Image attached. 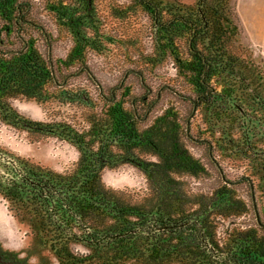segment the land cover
Segmentation results:
<instances>
[{"label": "trees", "instance_id": "1", "mask_svg": "<svg viewBox=\"0 0 264 264\" xmlns=\"http://www.w3.org/2000/svg\"><path fill=\"white\" fill-rule=\"evenodd\" d=\"M42 2L68 39L51 38L34 21L28 0H0V122L35 142L65 143L77 160L57 172L0 147V196L9 210L58 264H264V220L254 207L252 180H228L211 141L192 137L190 127L187 134L189 117L184 124L170 107L151 118L156 98L148 100L142 71L124 72L104 91L88 65L90 55L119 46L148 67H170L191 93L189 116L195 107L205 111L211 136L219 133L231 150L241 141L242 155L262 161L264 148L255 138L264 142V59L256 63L235 0ZM29 31L42 37L23 36ZM64 41L68 54L56 55L55 44ZM132 74L143 94L125 90ZM79 79L84 87H69ZM19 98L75 106L83 110V124L28 120L10 103ZM191 142L206 145L207 163L190 153ZM121 166L143 175L140 196L102 181L103 171ZM204 182L215 188L191 191V183ZM244 183L252 206L236 194ZM15 261L0 245V264Z\"/></svg>", "mask_w": 264, "mask_h": 264}, {"label": "rangeland", "instance_id": "2", "mask_svg": "<svg viewBox=\"0 0 264 264\" xmlns=\"http://www.w3.org/2000/svg\"><path fill=\"white\" fill-rule=\"evenodd\" d=\"M28 1L32 6L34 21L41 23L46 32L51 35V38L68 39L66 35L57 32L52 18H50L43 7L44 3L42 0ZM182 1L186 4H191L193 2V0ZM142 21L144 23L146 22L144 18H142ZM112 31H116V29H112ZM0 35H5V33H1ZM23 36L42 37L37 31H29V35ZM70 46V43H66V41L60 42L58 47L55 44L56 55L64 56L68 54ZM251 49L257 59L256 63L260 64L259 60H261V57L259 58L260 55L258 50L253 47ZM111 50V53H106L109 55H90L88 59V65L92 68L95 77L104 91L115 87L124 76V72L128 70L142 71L146 88L150 89L149 91L151 92L148 100H155L157 93L160 95L159 103L153 109L152 114H150L151 118L160 116L166 108L171 107L174 108L180 118H184V124L187 122L192 108V104L190 101L188 102L187 98L191 93L185 83L175 81L173 76L174 72L170 67H162L160 69L151 68L145 65L141 59L139 60L136 56H131L128 52V56H126L124 49L119 48V46ZM147 50H149V44H145L144 51ZM70 71L72 70L63 72L70 73ZM139 82L140 81H138V78L135 77L134 74L127 78L125 90H128L130 96L144 93L142 92ZM84 85H86V82L83 79L69 81V87L78 88L84 87ZM174 85H178L180 88L179 91L174 90ZM167 88H170V90L167 91ZM121 90L116 93L118 98L120 94H122ZM173 90L175 92H172ZM10 103L20 115L31 121L66 120L73 123L76 127H81L83 124V122H81L83 110L75 106H72V109L69 108V110L67 108L68 105L65 104V108L68 109L66 110L53 104L45 106L38 105L35 102L26 101V99L23 98L13 100ZM44 108L46 109L44 110ZM207 117L208 115L205 111L195 112L189 124L191 136L197 139L200 138L211 141L214 161L219 164L226 173L225 177L228 180L235 181L241 177H248L252 180L257 207L256 211L264 220V163L262 162L264 159H260L262 161H259L256 156H253L254 159L252 161L251 156L242 155L241 141L237 142L238 148L231 150V148L225 144V140L219 133L212 134L211 136L209 134V122ZM184 124L183 127L185 128ZM146 125L148 124L146 123ZM259 138L260 139L255 138V140L264 148V142H259L262 139L260 136ZM0 147L6 148L14 154L20 155L35 163H39L43 167L54 169L57 172L70 169L77 160V153L71 146L55 139L35 142L32 138L28 137L24 131L12 128L1 122ZM188 148L194 158L206 162L208 151L206 145H196L191 142V144H188ZM211 174H209L208 178ZM102 181L107 187L133 193L137 196H140L146 189L143 175L139 170L130 166H121L114 170L103 171ZM189 187L194 193L200 191L196 189H205L209 191L215 188V183L204 182L201 185H193L191 183ZM235 189L237 191L236 194L246 202V195L248 194L249 196L250 192V188H248L247 184L244 183L239 187L237 186ZM248 202L252 206L251 201L248 200L247 203ZM9 207L6 200L0 196V245L6 253L15 256L16 261L13 264H58L52 251H50L47 246L44 247L38 243L35 233H32L28 226L22 223V221L9 210Z\"/></svg>", "mask_w": 264, "mask_h": 264}, {"label": "crops", "instance_id": "3", "mask_svg": "<svg viewBox=\"0 0 264 264\" xmlns=\"http://www.w3.org/2000/svg\"><path fill=\"white\" fill-rule=\"evenodd\" d=\"M235 6L249 44L264 59V0H235Z\"/></svg>", "mask_w": 264, "mask_h": 264}, {"label": "water", "instance_id": "4", "mask_svg": "<svg viewBox=\"0 0 264 264\" xmlns=\"http://www.w3.org/2000/svg\"><path fill=\"white\" fill-rule=\"evenodd\" d=\"M195 108H196V107H195ZM195 108H193L192 115H190V116H189V119H188V124H187V127H186V128H187V134H189V124H190L189 121H190V119H192V117H193V114H194V112H195ZM190 139L193 140L192 137H190ZM194 142H195V143H201V142H203V140H196V141H194ZM252 192H253V189H252ZM252 192H251V193H252ZM252 198H253V194H252ZM253 202H254V198H253ZM254 207H255V202H254ZM256 216H258L257 213H256Z\"/></svg>", "mask_w": 264, "mask_h": 264}, {"label": "flooded vegetation", "instance_id": "5", "mask_svg": "<svg viewBox=\"0 0 264 264\" xmlns=\"http://www.w3.org/2000/svg\"><path fill=\"white\" fill-rule=\"evenodd\" d=\"M121 85H122V83H121ZM121 85H120V86H121ZM159 101H160V95H159V93H157V95H156V100L154 101V103H153V105H152V106H154V105L158 104V103H159Z\"/></svg>", "mask_w": 264, "mask_h": 264}]
</instances>
